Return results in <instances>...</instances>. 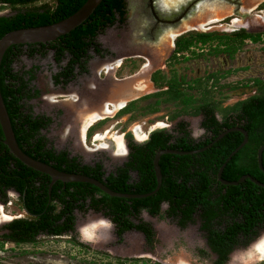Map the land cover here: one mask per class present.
Here are the masks:
<instances>
[{
	"label": "trees",
	"instance_id": "16d2710c",
	"mask_svg": "<svg viewBox=\"0 0 264 264\" xmlns=\"http://www.w3.org/2000/svg\"><path fill=\"white\" fill-rule=\"evenodd\" d=\"M7 1L14 5L38 0ZM55 1L58 7L52 17L35 13L25 24H22L24 19L21 18L1 20L0 39L17 29L62 21L78 11L87 0ZM126 16V0H102L81 26L56 41L16 45L7 49L0 66V91L15 139L23 153L36 161L50 164L57 171L99 180L116 193L142 195L157 187L153 172V159L157 151L172 149L189 152L201 149L223 131L240 127L247 132L248 142L226 164L221 178L234 182L241 176L249 175L264 183V173L257 164L258 150L264 146V80L260 79L251 81L252 87L256 89L254 95L223 108L221 118L218 119V108L213 102L206 101L207 93L201 90V81H193L195 86H188L198 89L202 95L201 103L196 104L198 101L183 88L187 84L184 79L179 81L172 77L165 81L161 72H156L151 81L159 87V92L129 102L117 115H129L136 110H144V114H155L161 104H179L184 112L193 109L190 114L202 117L201 127L207 137L201 141L193 140L183 121L175 126L177 137L166 130H155L146 141L136 143L132 134H126L129 150L127 161L108 174L103 171L100 163L83 164L78 157L71 156L67 151H56L49 145L42 132L50 126L51 119L33 115L25 109L23 101L29 94L26 84L13 70V65L24 50L31 55L51 51L56 64L61 65L65 61L64 66H60L59 71L52 76L53 82L66 85L75 77L77 68L84 70L89 50L96 55L100 54L101 50L96 43L98 35L109 27L125 23ZM186 49L180 48L179 51ZM143 102L148 103L140 106ZM243 139L241 133L232 132L202 153L164 155L159 161L162 176L159 191L144 199H122L110 197L91 184L84 183L58 181L50 189L49 176L25 167L9 152L3 143L0 127V203L7 204L8 194L13 192L25 212L24 217L15 218L2 226L0 247L5 243L16 246L34 244L40 236L74 237L76 213L93 211L114 225L119 242L125 233L136 231L143 235L146 245L151 248L155 243V232L140 219L141 212L146 211L152 217L175 221L181 228L198 220L201 230L206 233L210 250L218 256L214 264H225L235 246L250 241L264 227V187L249 180L237 186H224L216 178L221 166ZM163 204L167 206L164 212ZM72 242L84 247L75 238Z\"/></svg>",
	"mask_w": 264,
	"mask_h": 264
},
{
	"label": "rangeland",
	"instance_id": "374dc122",
	"mask_svg": "<svg viewBox=\"0 0 264 264\" xmlns=\"http://www.w3.org/2000/svg\"><path fill=\"white\" fill-rule=\"evenodd\" d=\"M152 1H161L169 6L188 2ZM148 2L149 0H126L127 16L124 25L109 27L96 39L101 49L109 52L107 58L103 60L105 55L99 58L89 51L91 59L86 65V71L66 85H56L53 82L52 76L59 71L60 66H64L65 61L61 65L56 64L51 51L31 55L24 50L13 65V70L26 84L29 94L23 101L25 109L33 115L51 119L50 126L42 132L49 145L56 151H67L71 156L78 157L83 164L100 163L106 174L127 161L129 150L126 134H132L136 143L146 141L155 130H166L177 137L175 126L183 121L193 140L201 141L207 137L201 127V117L190 114L193 109L184 112L181 105L173 103L161 104L155 114H144V110H136L132 114L118 116V110L93 125L85 137H82L86 115L91 112L101 111L109 102L123 98L135 100L159 92V87H155L150 80L154 72L160 71L165 81L172 77L184 79L187 84L183 88L198 101L196 104L201 103L202 95L198 89H190L188 85L195 86L193 81L200 80L201 90L207 93L206 101L213 102L218 108V119L221 118L223 108L255 94L254 88L244 87L249 80L264 79V51L250 45H245V49L231 59L227 55L211 54H185L177 59H169V54L154 49L149 52L147 49L144 52L136 49L133 53L121 49L123 41L125 44L139 41L136 29L143 14L142 7ZM40 7L41 4L36 6ZM121 61L123 65L118 68L116 63L120 64ZM112 65L116 67L109 73L102 72V69ZM146 103L148 102L140 103V106ZM173 117L176 118L172 119ZM157 122H162L164 127L153 128ZM136 127L146 134L143 142L135 136ZM107 129L123 136L127 150L124 156L116 155L115 143L109 137L97 139ZM8 199L7 204L0 203V235L4 224L25 216L18 196L10 192ZM166 208L163 204L162 211ZM2 213L11 219H5ZM140 219L148 223L155 232V243L151 248L146 245L143 235L135 231L125 233L119 242L114 225L101 214L88 211L76 213L74 237L40 236L36 243L20 246L5 243L0 247V264H213L209 253L205 251L203 256L198 254L205 247L199 241L204 235L195 231L197 220L193 223V228L181 231L175 221L152 217L146 211L141 212ZM86 230L90 231L89 236H86ZM74 238L84 247L74 244ZM261 239H264V227L250 241L242 243L235 250L228 264H264V261L253 262L250 259L253 247Z\"/></svg>",
	"mask_w": 264,
	"mask_h": 264
},
{
	"label": "flooded vegetation",
	"instance_id": "af4514ba",
	"mask_svg": "<svg viewBox=\"0 0 264 264\" xmlns=\"http://www.w3.org/2000/svg\"><path fill=\"white\" fill-rule=\"evenodd\" d=\"M46 2H50V4ZM155 2L149 0L148 4L142 7L143 14L136 29L137 34L139 33L137 35L139 41H135V44L131 42L125 44V41H123L121 49L123 48L126 52L131 53L135 52L136 49H138V52H144L145 49L149 52L154 49L163 54H169V59H177V57L185 54L192 56L204 54L227 55L231 59L234 55L244 50L245 45L264 51V0H188L184 5L174 6L164 5V2L161 3V1ZM39 4H41V7L36 8ZM57 7L58 3L55 0H38L14 5L7 0H0V21L21 18L24 19L22 24H25V22L31 20L32 15L35 13L39 16L52 17ZM144 38H149V40L147 41ZM259 43L261 44L260 46L258 45ZM183 44L186 46H183ZM184 47L187 49L179 51L180 48ZM99 48L101 50L99 55H96L92 50L89 51H92L99 58H103L105 55V58H103L105 60L109 52L102 50L100 46ZM89 51L87 52L86 65L91 59ZM86 65L83 71L78 68L75 70L73 80L86 71ZM122 65L123 61L117 67L120 68ZM113 67L116 66H109L108 70L107 68L102 69V72L106 71V73H109L114 69ZM254 79L264 80L261 78ZM181 80L179 79V81ZM252 80H249L246 86L252 87ZM151 83L153 84L152 81ZM190 89H194V87ZM254 92L256 93V89ZM175 224L181 231L188 230L190 227L193 228V223L191 222L184 228H181L176 222ZM196 224L195 231L204 235V238L199 239V241L205 247L198 254L203 256L206 251L213 258L214 264L218 256L210 250L206 233L201 230L200 222L198 221ZM238 247L240 245L235 246L229 253L225 264H228L229 258Z\"/></svg>",
	"mask_w": 264,
	"mask_h": 264
},
{
	"label": "water",
	"instance_id": "95a60500",
	"mask_svg": "<svg viewBox=\"0 0 264 264\" xmlns=\"http://www.w3.org/2000/svg\"><path fill=\"white\" fill-rule=\"evenodd\" d=\"M102 0H87L85 4L74 14L67 17L66 19L40 27H31V28H21L14 31H11L5 34L0 39V66L2 59L4 57L5 52L11 46L16 45H34V44H46L50 42L56 41L58 38L69 34L77 27L81 26L96 10ZM133 100V99H132ZM127 101L126 105L132 101ZM125 105V106H126ZM0 127L2 130V134L4 137V145L9 149V152L21 162L22 165L25 167L32 169L36 172L41 174H45L50 177V189L52 186L60 181L62 183H84V184H91L92 186L99 189L104 194L113 197V198H122V199H144L150 196L155 195L162 184V176L160 174V166L159 161L160 158L164 155H177V156H186V155H195L210 149L213 144L217 143L221 139L224 138L229 133L232 132H239L243 135L244 139L242 143L228 156L224 164L216 174V178L218 182L224 186H237L241 183H244L246 180L251 181L253 184L264 187V183H260L259 181L253 179L249 175H244L239 178L238 181L229 182L221 178V174H223L224 168L226 164L231 161V159L247 144L248 142V134L247 132L240 127H234L227 129L220 133L210 144L206 147L201 149L193 150V151H180V150H159L156 152L154 159H153V172L154 176H156L157 180V187L154 191L142 194V195H129V194H120L110 190L105 184L96 180L94 178L81 175V174H69L61 171H57L56 169L52 168L50 164H45L40 161H36L31 157L27 156L23 151L19 148L17 141L15 139V135L11 126V121L9 115L7 113L1 91H0ZM262 155H264V146H261L257 153V164L262 173H264V163H262Z\"/></svg>",
	"mask_w": 264,
	"mask_h": 264
},
{
	"label": "bare ground",
	"instance_id": "6f19581e",
	"mask_svg": "<svg viewBox=\"0 0 264 264\" xmlns=\"http://www.w3.org/2000/svg\"><path fill=\"white\" fill-rule=\"evenodd\" d=\"M116 65L118 66L119 63H116ZM114 68V67H113ZM109 69V67L107 66V70ZM111 70V69H110ZM131 96V95H130ZM129 98H123L121 100L118 101H114V102H109L108 104H105L103 106V108L101 109V111H93L91 112L89 115H86L87 117L85 118V123L82 127V137H85V134L87 132V130L91 127H93V125H95L96 123H98L100 120L102 121L103 119L111 116L112 114H114L115 112H117L118 110H121L125 107L127 101ZM160 127H164V124L162 122H157L153 128H160ZM152 129V128H151ZM134 130V129H133ZM154 130V129H153ZM135 136L143 142V140L146 138V134L143 132L142 129H140L139 127H136L134 130ZM99 135V134H98ZM106 137H109L110 139L113 140V142L115 143V146L117 149L116 151V155L119 156H124L126 154V147L124 144V138L122 135H119L118 133H112V130L107 129L105 134L98 136L97 139L99 140H103ZM1 214V213H0ZM2 216L5 219H11L10 216L4 215L2 213ZM90 231L86 230V236L88 234V236ZM92 234V233H91ZM92 236V235H91ZM261 242H264V239H261L258 243H256V245L253 247V254L251 255L250 259L253 262H262L264 261V252L262 251H258L257 250V246L261 244Z\"/></svg>",
	"mask_w": 264,
	"mask_h": 264
},
{
	"label": "snow or ice",
	"instance_id": "6c2138e0",
	"mask_svg": "<svg viewBox=\"0 0 264 264\" xmlns=\"http://www.w3.org/2000/svg\"><path fill=\"white\" fill-rule=\"evenodd\" d=\"M257 250L264 252V242H261V244L257 246Z\"/></svg>",
	"mask_w": 264,
	"mask_h": 264
}]
</instances>
